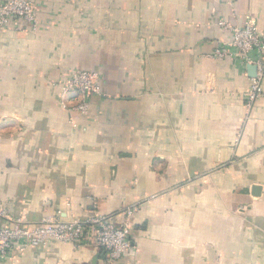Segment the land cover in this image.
<instances>
[{"label":"crops","instance_id":"0c3cea01","mask_svg":"<svg viewBox=\"0 0 264 264\" xmlns=\"http://www.w3.org/2000/svg\"><path fill=\"white\" fill-rule=\"evenodd\" d=\"M33 1L36 33L0 30V208L119 224L135 206L133 249L52 242L3 264H264V97L249 110L248 67L215 56L220 22L264 30V0ZM78 71L101 77L86 114L59 96Z\"/></svg>","mask_w":264,"mask_h":264},{"label":"built area","instance_id":"2783aa9c","mask_svg":"<svg viewBox=\"0 0 264 264\" xmlns=\"http://www.w3.org/2000/svg\"><path fill=\"white\" fill-rule=\"evenodd\" d=\"M13 19L31 25L36 33L39 27L37 7L33 0H7L0 6V30L6 28ZM219 25L232 33L230 42L217 49L215 56L233 57L244 66H255L257 73L251 78V87L245 93L247 107L264 97V30L256 18L247 19L244 26H231L220 22ZM101 77L98 73L78 71L60 85L61 99L70 105L77 104L73 111L86 114L94 95L102 93ZM67 106L66 104L64 105ZM136 207H129L121 212V223L114 221L115 216L97 214L81 221L79 219H47L37 224H30L22 216L14 217L4 208H0V264L16 260L29 250L45 247L52 242L64 243L78 248L83 243H93L102 249L110 263L118 262L130 254L132 218Z\"/></svg>","mask_w":264,"mask_h":264},{"label":"water","instance_id":"95a60500","mask_svg":"<svg viewBox=\"0 0 264 264\" xmlns=\"http://www.w3.org/2000/svg\"><path fill=\"white\" fill-rule=\"evenodd\" d=\"M248 70H249V72H250V74H251V77H255V76H256L257 69H256L255 66H249V67H248Z\"/></svg>","mask_w":264,"mask_h":264},{"label":"trees","instance_id":"16d2710c","mask_svg":"<svg viewBox=\"0 0 264 264\" xmlns=\"http://www.w3.org/2000/svg\"><path fill=\"white\" fill-rule=\"evenodd\" d=\"M105 253V252H104Z\"/></svg>","mask_w":264,"mask_h":264}]
</instances>
